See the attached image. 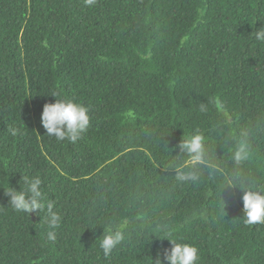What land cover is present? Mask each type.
Listing matches in <instances>:
<instances>
[{"label": "trees", "instance_id": "obj_1", "mask_svg": "<svg viewBox=\"0 0 264 264\" xmlns=\"http://www.w3.org/2000/svg\"><path fill=\"white\" fill-rule=\"evenodd\" d=\"M261 27L264 0H0V264H151L172 247L160 227L197 246L200 264H264V225L243 224V192L225 184L228 138L253 124L243 170L264 184ZM56 98L89 108L75 144L42 127ZM197 131L215 167L180 184L178 145ZM25 175L41 177L61 215L55 243L45 213L9 206L4 190ZM112 218L128 220L127 239L105 257Z\"/></svg>", "mask_w": 264, "mask_h": 264}, {"label": "clouds", "instance_id": "obj_2", "mask_svg": "<svg viewBox=\"0 0 264 264\" xmlns=\"http://www.w3.org/2000/svg\"><path fill=\"white\" fill-rule=\"evenodd\" d=\"M86 6H93L96 0H84ZM253 39L264 43V27L253 33ZM1 53V47H0ZM56 97L55 94H52ZM42 101V100H41ZM217 109V124L224 127L231 126L230 110L222 104L215 105ZM201 113L209 111L208 104L199 105ZM127 118L135 119L131 110L124 114ZM42 127L48 137L58 142L67 141L75 144L82 139L90 126L89 108L71 99H57L55 103L45 104L41 115ZM258 128L255 124L240 129L238 135L228 138L231 140L230 155L233 167L228 170L225 184L231 188H238L243 192V224L246 226L264 225V184L251 172H245V165L254 156V140ZM16 135V130H11ZM165 135V134H159ZM167 148V144H165ZM180 152L186 157L182 167L177 170L176 180L180 184H196L200 181L202 170L215 167L211 160V149L205 142V136L194 132L183 138L178 145ZM20 191L8 186L4 190L9 198V206L17 213L29 215L35 212L38 216L45 213L46 239L55 243L57 230L61 226V215L55 210V203L47 200L43 191V181L40 176H23ZM224 205L221 204L223 210ZM129 222L126 218L109 219L103 226V235L99 238V247L105 257H108L118 246L127 239ZM157 238L168 240L172 247L165 250L163 260L157 257L151 264H200V249L194 244L180 242L172 231L166 227L156 230Z\"/></svg>", "mask_w": 264, "mask_h": 264}]
</instances>
